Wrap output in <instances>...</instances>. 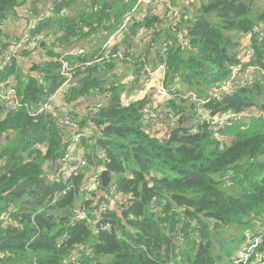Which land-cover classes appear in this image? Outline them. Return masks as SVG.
Here are the masks:
<instances>
[{
	"label": "trees",
	"instance_id": "16d2710c",
	"mask_svg": "<svg viewBox=\"0 0 264 264\" xmlns=\"http://www.w3.org/2000/svg\"><path fill=\"white\" fill-rule=\"evenodd\" d=\"M139 1L0 0V52L8 37L19 34L10 27L26 21H13L23 14V5L31 2L35 17L55 7L53 16L33 30L28 45L35 48L1 77L2 83L15 82L23 109H1L0 264H217L212 245L218 235L236 225L250 227L255 217L264 226V119L243 118L224 132L222 140L210 135L207 125L197 131L192 127L201 113L217 117L250 109L264 112V75L222 101L199 103L193 98L205 102L212 87L228 81L248 36L264 67V39H257L264 34V8L255 0H201L173 31L159 15L145 14L152 5L134 12ZM128 15L135 23L125 35V45H131L139 28L157 23L158 41L170 48L165 86L176 125L164 138H154L142 123L147 99L122 98L129 87L117 80L118 75L134 71L132 86L139 88L137 82L145 74L142 57L149 48L136 50L132 62L84 65L102 50L69 58L74 70L64 100L73 108V123L84 128L92 123L97 130L82 139L89 167L72 178L68 189L47 173L67 150L68 131L47 115L32 117L31 111L67 79L59 59L63 45L90 47L101 33L115 32ZM184 33L189 46L182 43ZM98 93L108 101L90 119L82 108ZM102 166L113 175L118 193L130 201L103 214L102 220L112 228L95 236L94 228L75 220L74 214L86 210L92 218L101 200L107 199L109 192L103 187L88 199L84 196ZM159 206L162 212L156 214ZM120 232L125 239L119 238ZM177 235L185 237L183 244ZM246 237L224 240V253L232 257L238 249L233 243ZM87 245L91 256L81 251Z\"/></svg>",
	"mask_w": 264,
	"mask_h": 264
},
{
	"label": "built area",
	"instance_id": "2783aa9c",
	"mask_svg": "<svg viewBox=\"0 0 264 264\" xmlns=\"http://www.w3.org/2000/svg\"><path fill=\"white\" fill-rule=\"evenodd\" d=\"M62 1V0H57ZM159 0H140L138 4L134 7V12H139L141 7H150ZM168 1V0H165ZM197 4L201 0H195ZM21 11L25 17L30 18L24 22V26L19 31L16 36H10L7 38L8 44L0 52V108L9 112L17 113L23 109L20 102L18 89H16L15 82L2 83L1 77L3 73L10 69L15 61H21L23 55L27 50L34 49L35 44L28 45L32 39L33 30L44 19L51 18L53 12L55 11L54 5H50L46 13L43 12L39 17H35L32 13V4L27 2L26 5L21 7ZM96 11V10H95ZM189 9L184 5L170 4L168 9L164 8L157 15L159 19L166 20L170 29L177 31L178 25L183 21L185 17L188 16ZM135 21L133 20V15H128L124 22L118 25L115 32H103L97 39L93 42L90 47H73L67 49L66 45L62 46L63 54L60 56V62L62 64V75L67 79L64 81L59 90L49 97L43 98L39 106L31 111L29 114L32 117H38L42 115L49 116L55 124L66 128L68 135L65 137L64 142L67 145V150L62 155V157L57 158L53 161V165L50 167L49 175L50 179L54 182L65 183L70 189L72 187L71 180L73 177L77 176L81 172H84L88 167L89 163L85 158V149L82 144V139L84 136H89L93 131L97 130L96 125L90 123V127L84 128L73 123V108L70 107L64 100V94L67 90V86L72 82L73 78V67L70 65L69 58L78 57L86 54H93L95 51L97 53L102 50V55L94 58L90 62L84 65L91 66L97 62L104 60H119L132 62L133 58L136 56V50L132 46V41L129 40V44L125 43V35L130 32V27ZM137 39H139L142 44L150 49V54L155 62L154 66L149 68L145 67L146 58L142 57V62L144 63L145 72H148L149 81L144 82L145 86L148 87V92L144 94H138L133 100L146 98L147 101L142 109V123L149 133L154 138L162 139L166 134V128L176 125L174 120H172V115H170L169 101L171 99V94L167 86H165V80L167 77V59L170 52V48L167 44H163L158 41L157 23L153 25L152 28L141 27L138 29ZM260 32V31H258ZM124 41L120 42L121 39ZM154 38L157 43L154 42ZM251 36H248V42H244V49L239 56V62L236 66L231 68L230 77L228 81L223 84L212 87L211 90L207 92V98L204 102L203 100L193 98L199 103H206L212 100L222 101L224 98L232 93L234 89L249 86L250 83L256 79L259 75H264V67L258 64V53L257 48L250 40ZM258 40L264 39V34L260 33L257 36ZM189 36L185 33L182 34V43L184 46H189ZM44 45V43H41ZM158 49V51H157ZM145 75V74H144ZM147 78V77H146ZM127 81L122 82L123 85H127ZM129 82H135L134 76L129 77ZM125 93L122 95L124 100ZM147 95V96H146ZM108 101L104 99L101 95L97 96L94 102L85 104L82 108V114L86 117H96L101 107ZM132 100H129L130 102ZM259 117L264 119V112L250 109L249 112L242 113H231L223 116H212L208 114L201 113L198 120L193 122V131H197L200 127L207 125V131L210 135L215 136L218 140H222L224 132L233 124L243 118L250 119V117ZM108 170L106 166L100 167L98 172L90 179L88 184V189L84 194L85 198L91 197L93 192L98 191L102 186V174ZM113 176V175H112ZM107 188L108 196L107 199H102L101 204L93 212L92 218H90L89 213L86 210L76 211L74 214V219L77 221H86L94 228V234L97 236L101 231H107L112 228L110 222H104L102 220L103 214L112 211L122 209V205L129 203V196L122 195L118 193L115 186V181ZM66 194V190L63 191ZM152 208H156V202L153 203ZM162 208L159 206L158 212L161 213ZM67 236L64 235L60 243H63ZM124 238L123 234L120 232L119 238ZM125 239V238H124ZM177 242L183 244L185 242V237L177 235ZM82 253H86L91 256V247L83 246L81 247ZM229 264H264V228L253 234V237L243 246L242 249L236 253L234 258L231 259Z\"/></svg>",
	"mask_w": 264,
	"mask_h": 264
},
{
	"label": "crops",
	"instance_id": "0c3cea01",
	"mask_svg": "<svg viewBox=\"0 0 264 264\" xmlns=\"http://www.w3.org/2000/svg\"><path fill=\"white\" fill-rule=\"evenodd\" d=\"M172 5V4H175V5H184V6H186V7H188V9L190 8L191 9V7L194 5L193 3L192 4H190V0H168V1H165V0H159V1H156L155 3H153V5L151 6V8L149 9V11L147 12V13H145L146 15H148V13L149 12H152L154 15H156V14H158L161 10H163L165 7H167L168 8V6L169 5ZM145 14H142V16H145ZM152 14V15H153ZM21 20H30V18H27V17H25L23 14H19L18 16H17V18L16 19H14L13 21H21ZM14 26L15 25H12L11 27H10V31H12L13 29H14V33H19V31L21 30V28L24 26V22L23 23H21L19 26H17V27H15L14 28ZM122 41H124V39L122 38L121 40H120V42H122ZM245 42H248V40L246 39L245 40ZM132 46L134 47V49H137V51H141V50H147L148 48L147 47H145L143 44H142V42L139 40V39H137V38H135L132 42ZM157 51H158V49H157ZM145 58H146V65H145V67H149V68H151V67H153L154 66V64H155V62H154V60H153V58H152V55L150 54V53H145ZM148 60V61H147ZM128 67H130V66H128ZM123 71L124 70H122L121 71V73H123ZM134 74V71H130L129 72V74ZM127 75H128V73H127ZM132 76H134V75H132ZM130 77H131V75H130ZM136 74H135V76H134V78H135V81H136ZM147 77V78H146ZM149 76H147V75H144L138 82H137V85L139 86V89H137L138 90V92H137V94H136V96L138 95V94H144V93H147L148 92V87L147 86H145V83L144 82H146V81H149ZM122 84V83H121ZM123 85V84H122ZM134 92H136V91H134ZM134 92H131V93H134ZM136 96H133L132 95V97L129 99V100H133ZM147 96V95H146ZM127 98H128V96H127ZM93 102H94V100H92ZM92 101H90V102H92ZM3 110H1V108H0V120L4 117V111L2 112ZM173 126V125H172ZM171 130V127H167L166 128V134L167 133H169V131ZM228 140V139H227ZM3 141V140H2ZM1 141V142H2ZM103 158H104V156H103ZM2 167V162H0V168ZM48 171H49V168L47 169V173H48ZM264 228V226H260V224H258V227H257V229H254V232L253 233H249V235H253V234H255L257 231H259V230H262ZM246 239H247V237H246ZM246 239L241 243V245L242 244H244L245 243V241H246ZM241 245H239V246H241ZM239 246H238V248H239ZM241 248V247H240ZM240 248H239V250H240ZM238 250V251H239ZM237 251V250H236ZM238 251L236 252V253H238ZM232 257H228V260L226 261V262H224L223 264H229L230 263V261H231V259L232 258H234V256L236 255H234V253L232 252Z\"/></svg>",
	"mask_w": 264,
	"mask_h": 264
},
{
	"label": "rangeland",
	"instance_id": "374dc122",
	"mask_svg": "<svg viewBox=\"0 0 264 264\" xmlns=\"http://www.w3.org/2000/svg\"><path fill=\"white\" fill-rule=\"evenodd\" d=\"M192 3L194 5L197 4V2L195 0H190V4H192ZM255 4H256L257 7L264 8V0H255ZM130 69L131 68H128V70H130ZM129 77H130L129 73L127 75V73L123 72L120 75H118V79H117L118 81H121V82L127 81L126 83H127V86L129 87V89L127 88L125 91L122 92V94H124V93L126 94L125 98H124L125 102H128L129 99L132 97V95L136 96V94L138 92L137 89H139V88L133 89L134 86H132V83L129 82ZM134 91H136V92H134ZM131 92H134V93H131ZM127 96H128V98H127ZM79 104L82 105L83 103L81 102ZM228 131H229V128L227 129L226 133ZM252 221H253V223L251 222L252 226H250V227L245 228V225H236L234 230L227 229V231H225L222 234L218 235L217 239L215 238V241H214V243L212 245V253L214 255V260L216 259V263L217 264H223L224 262H226L228 260V257H229L227 254L224 253V251H225V249H224L225 248L224 247V240H227L228 242H230V241H233V237L235 235H238L241 238H242V236L246 235L247 239H246L244 244L241 245V243L243 241H236L232 245L233 248L234 247L238 248V246L241 245V246H239V248L241 247L240 249H242L243 246H245V244L249 241V239L253 237V235H249V233H251V229H253V228L257 229L259 223H258V218L257 217H255L254 220H252ZM239 248L236 249V250L238 251ZM236 250L233 252L234 255L237 252Z\"/></svg>",
	"mask_w": 264,
	"mask_h": 264
},
{
	"label": "water",
	"instance_id": "95a60500",
	"mask_svg": "<svg viewBox=\"0 0 264 264\" xmlns=\"http://www.w3.org/2000/svg\"><path fill=\"white\" fill-rule=\"evenodd\" d=\"M145 75L148 76V72H145ZM3 142L4 141L0 142V145L3 144ZM102 182H103L102 183V186H103L102 189H103V191H105L109 187V185L112 183V181H111V173L108 170L103 172V174H102Z\"/></svg>",
	"mask_w": 264,
	"mask_h": 264
}]
</instances>
